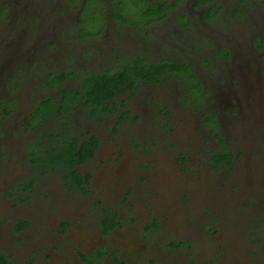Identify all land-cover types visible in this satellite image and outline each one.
Wrapping results in <instances>:
<instances>
[{
	"label": "rangeland",
	"instance_id": "374dc122",
	"mask_svg": "<svg viewBox=\"0 0 264 264\" xmlns=\"http://www.w3.org/2000/svg\"><path fill=\"white\" fill-rule=\"evenodd\" d=\"M243 1L248 9L239 6L237 17L244 19L248 11L252 15L248 26L237 29L242 38L243 29L255 21L259 27L264 11V0ZM220 2L235 8L233 0ZM68 3L79 5L82 0L4 2L0 14H6L10 21L4 22L0 33V91L5 85L25 83L20 93L22 104L34 97L58 94L33 82L65 62L61 55L47 58V48L43 54L40 52L44 41L58 40V35L45 39L38 31L44 26L42 17L52 16ZM22 4L28 13L13 30ZM230 7L224 10V18ZM224 21L209 32L212 43L203 53L207 58L219 45L214 42L226 41L224 31H220ZM32 27L38 33H32ZM263 36L264 29L259 30L252 44L258 45ZM68 37L72 39L63 36L54 41L52 51L76 42L75 36ZM251 47L236 50L235 56L250 52L254 57L245 58L242 64L237 65L235 59L228 65L217 61L204 65L203 73L209 72L211 77H202L208 94L201 102L220 117L221 127L216 131L205 124L200 128V115L176 102L182 93L179 88L168 89V95L162 94L158 101L155 93L141 91L140 97L132 100H140L142 106L146 102L142 112L133 113L132 121L139 116L137 123L126 122L112 135L106 134L111 126L109 118L107 123L83 125L102 137L100 149L82 167L90 177L85 191L67 189L57 180H48L37 185L28 202L10 203L13 209L2 203L3 210L36 215V230L32 232L37 260L43 264H264V151L256 145L257 136L264 132L258 130V121L264 122V67L256 68L264 51ZM21 53L25 59L18 64L15 56ZM72 64L81 67L77 60ZM232 70L234 76L226 74ZM225 74L228 80L222 85L218 80ZM18 75L22 77L20 82ZM251 81L252 86L247 84ZM232 82L239 83L237 97L223 102L222 90L231 93L228 90ZM170 86H174L173 82ZM239 119L235 125L232 123ZM221 144L229 150L230 165L214 160V153L222 152L216 151ZM15 164L19 165H0L1 184L7 185L6 175L12 173ZM0 189L3 192L5 187ZM24 206L25 210H19ZM112 213L119 225L104 232L101 221ZM6 239L5 234H0V241ZM100 248H105V254L92 263L77 256L76 250L88 256ZM44 253L52 258L44 260Z\"/></svg>",
	"mask_w": 264,
	"mask_h": 264
},
{
	"label": "flooded vegetation",
	"instance_id": "af4514ba",
	"mask_svg": "<svg viewBox=\"0 0 264 264\" xmlns=\"http://www.w3.org/2000/svg\"><path fill=\"white\" fill-rule=\"evenodd\" d=\"M6 1L0 0V8L5 7L4 2ZM85 1L82 0L79 5L68 3L62 8H57L52 16L47 14L41 18L44 26L40 27L38 32L43 33V38L46 39V36L56 33L58 40H53L54 42L59 41L60 37L63 36L70 39L72 38L68 35L75 36L73 38L76 41L75 43L70 41L69 44H64L55 51L50 48L53 42L44 41V45L40 50L43 54L47 48V58L53 55H61L65 59L60 68L49 69L33 81L45 91L55 90L58 94L56 96L34 97L22 104L20 93L23 91L25 83L19 86L18 84L14 85V88L5 85L0 91V165L5 163L8 166L11 162H18L19 164L13 165L12 173L8 174L9 176L6 175L5 183L7 185L0 183V188L5 187L3 192L0 189V234H5L7 238L0 241V264H43L37 260L38 250L35 233L32 232L36 230V215L33 213L31 216L29 212L23 214L12 212L10 208L13 209V206L10 203L22 204L28 202L33 198L32 195L35 194L37 185L48 180L49 182L57 180L59 184L67 189L73 187L77 190L75 187L77 185L67 184L69 182L64 179L65 170L63 167L55 166L54 169L41 172L37 165L31 162L29 156L30 145L33 142L35 143L41 132L57 134L65 131L66 134H76L81 141L94 136L98 139V145L89 159L91 160L100 149L102 137L91 127L83 128V125L107 123V118H109L111 126L107 128L106 134H115L122 124L126 122L137 123L139 121V116L134 117L132 121L133 113L142 112L146 107V102L143 101L142 106L140 100H137L136 103L132 100L139 98L141 91L155 93L154 97L158 101L159 97H162V94L168 89L176 87L182 92L177 97L176 102L183 107H189L191 111L200 115L202 121L199 125L200 128L205 124L210 125L212 131H216V127H221L220 117L210 113L201 102L204 95L208 94L207 84L202 80V77L205 75L206 78L207 76L211 77V74H208L209 72L203 73L206 72L204 65L208 66L215 61L228 65L235 59H237V65H239L242 64L245 58L252 60L254 57L250 52H248V55H246V52L244 56L240 53L235 56L236 50L241 52L239 48L245 46L252 45L251 48L256 51H264V36L258 45L252 44L259 30L264 29V11H261L263 20L259 21V27L256 26L255 21L251 27L243 29L244 38L237 34V29L241 25H249V19L252 15V12L248 11L244 19L237 17L239 6L248 9V5L243 0H233V7L235 8H231L232 6L228 4H222L220 0H138L139 3L137 4L133 3L135 0H90L91 2L87 4ZM228 6H231V10L224 18V10H228ZM150 9L153 14L148 15L149 11L147 10ZM27 11L24 4L17 10L21 14L18 16V21L13 25V30L21 20L24 22ZM221 20H225L224 29L220 31H224L226 41L223 43L214 42L219 45L210 51L209 58H207L203 53L208 50L207 46L212 43L208 38L209 32L214 27L217 28V25L221 24ZM6 21H10V18L6 14H0V33L3 32L4 22ZM29 29L32 33H38L33 27ZM2 56L3 51L0 49V59H2ZM24 59L23 53L15 56V61L18 64H21ZM74 60L79 62L80 68L72 64ZM162 61H172L180 65H186L195 75L196 81L202 86L204 91L202 98H195L193 92L189 89V83L186 84L187 87L181 84L180 72L182 71L173 70L167 76L158 77L156 82H147L144 79L137 78L132 88L125 89L123 92L116 93L105 100L107 107L100 110L101 114L98 113L95 116L83 107L76 109L73 115L63 114L60 118L51 115L42 117L40 115L41 110L36 111L41 100L53 98L57 102L64 90L82 88L81 78L86 74L105 73L128 64L142 66V64L150 65ZM262 67H264V58H260V63L256 68L260 69ZM56 74L64 76L63 84L47 83V80H50ZM226 74L235 75L233 70ZM226 74L219 77L218 81L222 85L228 80ZM8 77L9 75L7 79L10 81ZM16 78L20 82L22 77L18 75ZM171 82L174 84L173 87L170 86ZM194 82L192 79L191 83L194 84ZM250 83L252 86V81L247 84ZM238 86L239 83L232 82V86L228 90V92L231 90V93L226 92L227 94L223 89L221 93L222 101L224 102V100L236 96L239 91L236 89ZM73 95L69 94L68 96ZM164 95H168V93ZM144 97H146L145 94ZM162 103L167 104L164 100ZM125 113H127V117ZM208 115L214 117L213 122L206 121ZM235 122H240V119L232 123L235 125ZM258 123L261 125L258 130L264 129V122L258 121ZM253 124H257V122ZM213 135L216 137L215 134ZM61 139L65 142L67 137ZM47 143V145L50 144V142ZM221 145L216 151H229L224 148L223 144ZM256 145L264 151V132H262V136H257ZM220 153L216 152L214 156ZM86 163L76 166L83 176H86V174L82 167ZM222 163L226 165L224 162ZM88 184L89 180L85 184L86 188ZM5 199L11 201L8 202ZM35 202L36 199L33 204ZM2 203L10 208L3 210ZM19 210H25V206ZM111 216H114L117 224L110 230H105L104 225L107 224L108 219H111ZM101 224L104 232H110L119 225V221L117 216L112 213L107 214L102 219ZM76 252L80 260L85 263H92L105 254V248L97 249L88 256L80 250H76ZM51 258L52 255L50 254L44 255V260Z\"/></svg>",
	"mask_w": 264,
	"mask_h": 264
},
{
	"label": "trees",
	"instance_id": "16d2710c",
	"mask_svg": "<svg viewBox=\"0 0 264 264\" xmlns=\"http://www.w3.org/2000/svg\"><path fill=\"white\" fill-rule=\"evenodd\" d=\"M134 4L139 3L138 0L133 1ZM147 14L151 15L150 10ZM175 71L180 72L182 78L181 84L186 86L189 83V89L193 92L195 98L201 99L204 93L201 84L196 81L195 75L187 68L186 65H180L172 61H162L153 64H142V66H122L110 70L105 73L86 74L81 78L83 87L80 89L64 90L62 96L56 102L53 98H46L39 102L36 111L41 110V116H58L73 115L76 109L83 107L87 109L91 115L95 116L107 107L105 100L116 93H121L125 89L132 88L137 78L146 80L147 82H156L158 77L167 76ZM178 73V72H177ZM176 74V73H174ZM62 74L53 75L47 83L62 85ZM191 78V80H190ZM155 79V81H153ZM192 79L195 81L191 83ZM74 94L73 96H68ZM124 116V115H123ZM127 117V113H125ZM214 121V117L208 115L206 121ZM67 137L63 142L61 138ZM46 139V140H45ZM50 142L49 145H47ZM47 143V144H46ZM98 145V139L91 136L87 140H80L76 134H66L65 131L57 134H47L41 132L38 139L30 145L29 156L31 162L37 165L41 172L56 168L55 166L63 167L64 179H67L68 185L75 186L77 190L85 191V184L89 180V175L83 176L82 172L76 167L86 163L93 155L94 149ZM217 163L224 162L230 165L228 152L223 151L214 156ZM70 189H74L70 187ZM117 224L114 216L108 219L105 230H110Z\"/></svg>",
	"mask_w": 264,
	"mask_h": 264
}]
</instances>
